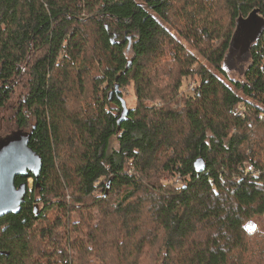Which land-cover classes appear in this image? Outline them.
Listing matches in <instances>:
<instances>
[{"label":"trees","instance_id":"1","mask_svg":"<svg viewBox=\"0 0 264 264\" xmlns=\"http://www.w3.org/2000/svg\"><path fill=\"white\" fill-rule=\"evenodd\" d=\"M17 146L0 264H264V0H0Z\"/></svg>","mask_w":264,"mask_h":264},{"label":"water","instance_id":"2","mask_svg":"<svg viewBox=\"0 0 264 264\" xmlns=\"http://www.w3.org/2000/svg\"><path fill=\"white\" fill-rule=\"evenodd\" d=\"M257 11L251 14V22L247 29L241 28L235 32L230 44V54H248L254 43L258 30L263 25ZM20 146L16 148H3L0 151V217L15 212L19 200L15 193V179L24 173V158L19 153Z\"/></svg>","mask_w":264,"mask_h":264},{"label":"flooded vegetation","instance_id":"3","mask_svg":"<svg viewBox=\"0 0 264 264\" xmlns=\"http://www.w3.org/2000/svg\"><path fill=\"white\" fill-rule=\"evenodd\" d=\"M23 169H24V173L18 175V176L16 177V179H15V182H16L17 179H20V178H22V177H25V176H27V175L29 174V172H30L29 169H30V168H28V166L25 165V167H23ZM33 170H35V169L33 168ZM31 172H32V171H31ZM32 173H33V172H32ZM28 183L31 185V184L33 183V178L28 177ZM23 185H25V187H26V184H23ZM15 193H16V197H17V199L19 200V203L16 204L17 207H16V209H15V212H18V211L21 209L22 205L24 204V200H25V192L20 193V192H19V186H15ZM15 212H14V213H15Z\"/></svg>","mask_w":264,"mask_h":264},{"label":"rangeland","instance_id":"4","mask_svg":"<svg viewBox=\"0 0 264 264\" xmlns=\"http://www.w3.org/2000/svg\"><path fill=\"white\" fill-rule=\"evenodd\" d=\"M235 72H237V71H235ZM125 95L127 96V100H128V103L130 104V106H133L135 103V95H134L133 90L131 88H129L128 90L125 91ZM263 219H264V217H263ZM258 228H260L258 222H256V221L249 222V224H248V230L249 231L253 232ZM262 229H264V222L262 223Z\"/></svg>","mask_w":264,"mask_h":264},{"label":"bare ground","instance_id":"5","mask_svg":"<svg viewBox=\"0 0 264 264\" xmlns=\"http://www.w3.org/2000/svg\"><path fill=\"white\" fill-rule=\"evenodd\" d=\"M248 167H251V170L250 171H253L254 170L252 165H247L246 168H248Z\"/></svg>","mask_w":264,"mask_h":264},{"label":"built area","instance_id":"6","mask_svg":"<svg viewBox=\"0 0 264 264\" xmlns=\"http://www.w3.org/2000/svg\"><path fill=\"white\" fill-rule=\"evenodd\" d=\"M250 170H251V167H248V168H247V171H250ZM247 228H248V225H247Z\"/></svg>","mask_w":264,"mask_h":264}]
</instances>
